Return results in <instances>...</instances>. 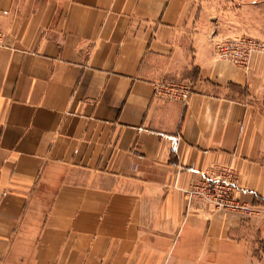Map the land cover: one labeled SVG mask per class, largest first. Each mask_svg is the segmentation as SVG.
<instances>
[{
  "label": "crops",
  "instance_id": "0c3cea01",
  "mask_svg": "<svg viewBox=\"0 0 264 264\" xmlns=\"http://www.w3.org/2000/svg\"><path fill=\"white\" fill-rule=\"evenodd\" d=\"M218 11L0 0V264H251L264 59L216 57V40L236 37ZM163 81L188 82L189 101L156 98ZM214 166L234 170L252 217L188 197Z\"/></svg>",
  "mask_w": 264,
  "mask_h": 264
},
{
  "label": "rangeland",
  "instance_id": "374dc122",
  "mask_svg": "<svg viewBox=\"0 0 264 264\" xmlns=\"http://www.w3.org/2000/svg\"><path fill=\"white\" fill-rule=\"evenodd\" d=\"M199 1L216 4L219 13L220 11L224 13L229 11L230 12L229 14H231L230 17L234 19L233 21L234 23L232 24L235 26L236 29L234 31L236 37L235 38L222 37L221 39L216 40V42L214 43L215 52L218 49L217 47H221L222 44H226L229 40L238 39V37H249V38L251 37L257 40L258 42H260L264 46V0H199ZM241 46L245 47L242 44ZM255 54H260V56L264 59V53L262 52L254 53L253 55ZM218 59L231 62L225 58H218ZM250 63H251V58L247 65L243 66L237 63L236 64L233 63V64L239 65L247 69ZM174 82H178V81H174ZM218 179H222L221 182ZM234 179H236L235 181L237 183L238 177L236 176L234 170H232L231 168L227 166L211 167V169L205 171L201 180L197 182V184L193 185L188 189L187 191L188 197L190 196L192 199L196 201L199 200L202 202H208L217 211L218 210L237 211V212L244 211L246 215L252 217L255 214L254 209L251 206H245L244 204L238 203L235 198V195H234V200L238 203V206H234L229 202L221 201L219 195H217L213 191L215 185L220 184L221 186L222 185L221 183L223 181L227 182L228 184L232 182ZM251 252L253 256L251 264H264V241H262L260 238H256L254 242L251 244Z\"/></svg>",
  "mask_w": 264,
  "mask_h": 264
},
{
  "label": "built area",
  "instance_id": "2783aa9c",
  "mask_svg": "<svg viewBox=\"0 0 264 264\" xmlns=\"http://www.w3.org/2000/svg\"><path fill=\"white\" fill-rule=\"evenodd\" d=\"M1 37L0 32V42ZM241 44L245 47H242ZM217 48L218 49L215 52L217 58H225L235 64L237 63L243 66L249 63V60L254 53H264V46L251 37H238V39L229 40L226 44H222L221 47ZM154 93L155 97L160 100L182 102L186 104L191 98L193 92L191 85L185 81H163L154 85ZM218 180L221 182L222 179ZM235 180L236 179L228 184L223 181L221 186L220 184L215 185L213 191L219 195L221 201L229 202L234 206H238V203L234 200L237 185Z\"/></svg>",
  "mask_w": 264,
  "mask_h": 264
}]
</instances>
